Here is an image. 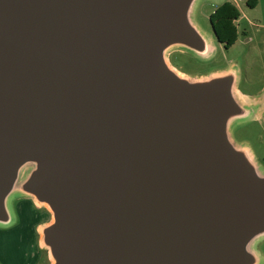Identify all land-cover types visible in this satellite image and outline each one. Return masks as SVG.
I'll return each mask as SVG.
<instances>
[{"label": "water", "instance_id": "1", "mask_svg": "<svg viewBox=\"0 0 264 264\" xmlns=\"http://www.w3.org/2000/svg\"><path fill=\"white\" fill-rule=\"evenodd\" d=\"M197 2L0 0V227L47 207L50 264L263 263L264 167L232 133L257 105L237 67L168 58L211 54Z\"/></svg>", "mask_w": 264, "mask_h": 264}, {"label": "rangeland", "instance_id": "2", "mask_svg": "<svg viewBox=\"0 0 264 264\" xmlns=\"http://www.w3.org/2000/svg\"><path fill=\"white\" fill-rule=\"evenodd\" d=\"M224 1L198 0L196 5L194 19L211 40V54L199 57L181 48H173L168 53L169 61L191 77L207 76L235 66L240 71L238 88L242 92L264 94V28L257 25L264 17V2L253 9L248 6V0H236L241 10L238 20L240 36L231 48H226L218 40L210 19L213 11ZM260 109L264 110V105H257L259 112L256 118H259ZM232 133L237 143L250 146L264 167V117L237 123ZM10 204L15 222L9 228L0 227V264H50L48 251L40 244L39 229L52 220V213L45 206H37L28 196L16 195ZM256 249L263 256L264 264V239Z\"/></svg>", "mask_w": 264, "mask_h": 264}, {"label": "trees", "instance_id": "3", "mask_svg": "<svg viewBox=\"0 0 264 264\" xmlns=\"http://www.w3.org/2000/svg\"><path fill=\"white\" fill-rule=\"evenodd\" d=\"M248 6L256 7L258 0H248ZM241 17L240 9L231 1H224L210 16L218 40L231 48L239 39L240 31L236 21Z\"/></svg>", "mask_w": 264, "mask_h": 264}, {"label": "crops", "instance_id": "4", "mask_svg": "<svg viewBox=\"0 0 264 264\" xmlns=\"http://www.w3.org/2000/svg\"><path fill=\"white\" fill-rule=\"evenodd\" d=\"M264 2V0H258V3H257V5H256V7H254L253 9H256V8H258V6L261 4V3H263ZM261 21V23H258L257 25H259L260 27H262V28H264V17L260 20ZM264 89V88H263ZM240 90V89H239ZM240 92L249 100V102L250 103H252V104H256V105H264V94H257V93H247V92H242L241 90H240ZM260 114H259V118H256V119H261V118H263L264 117V110L262 109H260ZM36 203V202H35ZM37 204V203H36ZM37 206H39L38 204H37ZM39 207H43V206H39ZM48 210V209H47ZM49 211V210H48ZM50 212V211H49ZM50 219H51V213H50ZM48 223V222H47ZM44 225V224H43ZM9 228V227H8ZM39 231H40V229H39ZM41 237V236H40ZM40 244H41V241H40ZM41 247H42V245H41ZM43 248V247H42ZM45 249V248H44ZM45 250H47V249H45ZM48 251V250H47ZM49 254V253H48ZM50 258V257H49Z\"/></svg>", "mask_w": 264, "mask_h": 264}, {"label": "flooded vegetation", "instance_id": "5", "mask_svg": "<svg viewBox=\"0 0 264 264\" xmlns=\"http://www.w3.org/2000/svg\"><path fill=\"white\" fill-rule=\"evenodd\" d=\"M225 1H231V0H225ZM231 2H233V1H231ZM235 4V3H234ZM247 4H248V2H247ZM236 6H237V4H235ZM219 7V6H218ZM218 7L213 11V12H215L217 9H218ZM238 7V6H237ZM239 8V7H238ZM240 9V8H239ZM241 11V10H240ZM240 19V18H239ZM238 19V20H239ZM238 20L236 21V24H237V26H238ZM238 28H239V26H238ZM239 31H240V29H239ZM217 35V34H216ZM256 120H259V119H256Z\"/></svg>", "mask_w": 264, "mask_h": 264}, {"label": "built area", "instance_id": "6", "mask_svg": "<svg viewBox=\"0 0 264 264\" xmlns=\"http://www.w3.org/2000/svg\"><path fill=\"white\" fill-rule=\"evenodd\" d=\"M231 1H232V0H231ZM234 1H235L236 3H235V2H233V3L237 4V1H236V0H234Z\"/></svg>", "mask_w": 264, "mask_h": 264}]
</instances>
